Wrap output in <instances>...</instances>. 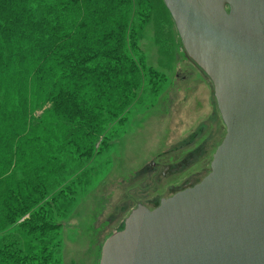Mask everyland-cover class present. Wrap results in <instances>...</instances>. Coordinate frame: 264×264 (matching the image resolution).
<instances>
[{"label": "trees", "instance_id": "obj_1", "mask_svg": "<svg viewBox=\"0 0 264 264\" xmlns=\"http://www.w3.org/2000/svg\"><path fill=\"white\" fill-rule=\"evenodd\" d=\"M150 6L146 0H0V86L15 83L0 94V264H62L61 225L53 220L77 188L53 205L57 195L47 197L46 173L58 184L63 173L72 176L77 166L69 159L90 158L80 144L94 127L92 145H107L104 133L115 121L122 125L128 99H141L131 85L132 68L144 60L135 16L150 19ZM154 40L169 62L174 47L163 49L156 34ZM112 60L123 68L115 70ZM32 152L41 163L32 162Z\"/></svg>", "mask_w": 264, "mask_h": 264}, {"label": "water", "instance_id": "obj_2", "mask_svg": "<svg viewBox=\"0 0 264 264\" xmlns=\"http://www.w3.org/2000/svg\"><path fill=\"white\" fill-rule=\"evenodd\" d=\"M226 135L197 184L139 203L100 264H264V0H163Z\"/></svg>", "mask_w": 264, "mask_h": 264}, {"label": "rangeland", "instance_id": "obj_3", "mask_svg": "<svg viewBox=\"0 0 264 264\" xmlns=\"http://www.w3.org/2000/svg\"><path fill=\"white\" fill-rule=\"evenodd\" d=\"M146 1L153 8L150 19L146 15L135 16V27L142 33L139 48L144 60L131 72V77L136 78L131 79V85L139 90L141 99L140 96L128 99L127 110L119 116L123 118L122 125L115 126V121L104 133L107 134V145L103 146L100 141L92 145L93 132L96 134L97 131L95 127L91 132L89 130V140L80 144L83 153L90 156L83 159L87 163L80 168L83 162L69 159L70 164L79 166L74 168L75 173L78 171L76 174L63 173L64 178L59 184L51 174L45 176L47 197L53 199L57 195L56 202L51 200L53 205L59 204L69 191L77 188L64 215L53 220L61 225L62 264H100L104 242L122 228L139 203L153 209L150 200L161 201L175 194L176 189H181L188 181L195 185L209 174L213 155L226 135L212 82L186 56L163 0H156L161 8L154 0ZM155 34L165 40L163 49L170 51V44L174 47L169 62L164 53L160 54ZM127 52L131 55L129 49ZM110 65L117 71L123 68V64L115 60ZM138 75L142 79L140 76L141 80L137 81ZM7 84L15 85L12 81L5 82L0 86V94ZM157 84H161V88L153 92V86ZM14 91L17 95L18 89ZM89 118L91 121L96 116H88L87 120ZM98 119L97 115V123ZM76 138L65 139L70 142ZM196 150L198 152L194 160H189L188 166L175 168L188 153ZM31 160L41 163L34 152ZM165 166L175 169L160 180L158 173L162 174Z\"/></svg>", "mask_w": 264, "mask_h": 264}, {"label": "flooded vegetation", "instance_id": "obj_4", "mask_svg": "<svg viewBox=\"0 0 264 264\" xmlns=\"http://www.w3.org/2000/svg\"><path fill=\"white\" fill-rule=\"evenodd\" d=\"M198 152L197 150L194 151V152H190L188 153L187 157L183 160L182 163L178 164L177 166H175V168H178V167H182V166H188V163H189V160L193 159L195 157V153ZM194 160V159H193ZM155 165V163H154ZM175 168H172L171 166H165L164 169L162 170V174L161 173H158L160 176H159V179L161 176H165L169 173L170 170H173ZM161 180V179H160ZM187 181V180H186ZM194 185V182H191V181H188L187 183H185L181 189L178 190V188L176 189V192L177 191H180L182 189H185L187 187H190V186H193ZM160 201H157L156 199L155 200H150L149 203H152V205L157 206L159 204Z\"/></svg>", "mask_w": 264, "mask_h": 264}]
</instances>
